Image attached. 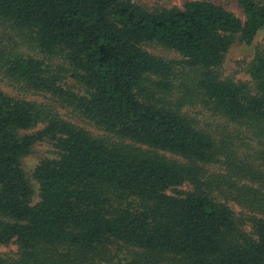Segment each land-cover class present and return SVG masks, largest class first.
<instances>
[{"label": "trees", "instance_id": "obj_1", "mask_svg": "<svg viewBox=\"0 0 264 264\" xmlns=\"http://www.w3.org/2000/svg\"><path fill=\"white\" fill-rule=\"evenodd\" d=\"M236 2L243 23L205 0H0V74L52 101L0 91V245L17 249L0 264H264V49L247 84L222 75L264 0ZM42 140L58 159L33 203L21 158Z\"/></svg>", "mask_w": 264, "mask_h": 264}, {"label": "rangeland", "instance_id": "obj_2", "mask_svg": "<svg viewBox=\"0 0 264 264\" xmlns=\"http://www.w3.org/2000/svg\"><path fill=\"white\" fill-rule=\"evenodd\" d=\"M133 4L139 5L149 11L169 9V8H180L182 5L189 1H199V0H127ZM210 1L214 4L224 7L226 10L233 13L242 23L245 21L244 13L240 6L237 4L236 0H205ZM6 37H3L0 33V42L5 41ZM15 42L21 43V41L16 37ZM0 47H2L0 43ZM19 48L24 53H34L33 48L28 45L21 43ZM142 48L149 52L150 54L161 58L163 60L172 61L178 60L179 56L173 51L162 47L155 43L144 44ZM264 49V28H262L254 37L250 43H244L241 41L240 37H236V42L232 48L225 55L223 65H222V75L224 78L233 80L234 82L248 83L249 76L246 72L248 64L254 58L255 53L258 50ZM68 84L75 91H79L77 86L72 82L68 81ZM75 86V87H74ZM0 91L6 95L18 97L26 100L37 101L38 103H52L49 96H45L33 89H30L23 85H17L10 83L6 78L0 74ZM67 109H58V112L63 114L65 118L75 122L70 114H66ZM42 126L39 125L37 128L30 130L29 133H33ZM58 159V152L52 146L48 140H42L35 143L29 153L21 158L22 170L32 186L33 195L31 201L35 203L37 201V185L33 178V172L35 168L42 161H51ZM182 190H190L188 185L181 188ZM233 211L237 214L239 209L236 205L231 204ZM247 231H249L247 229ZM16 247L1 246L0 245V256L8 259L14 258L16 256Z\"/></svg>", "mask_w": 264, "mask_h": 264}]
</instances>
